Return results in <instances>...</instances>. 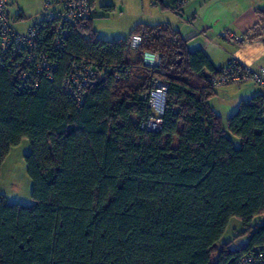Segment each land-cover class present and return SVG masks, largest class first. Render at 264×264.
<instances>
[{"label": "trees", "instance_id": "obj_1", "mask_svg": "<svg viewBox=\"0 0 264 264\" xmlns=\"http://www.w3.org/2000/svg\"><path fill=\"white\" fill-rule=\"evenodd\" d=\"M93 19L73 27L54 79L36 91L19 92L17 73L0 68V171L28 139L33 200L0 195V264H240L264 244V95L225 120L209 102L222 68L178 29L139 23L106 40ZM73 57L97 65L80 105L61 90ZM156 79L168 88L162 129L151 132L141 124ZM233 219L248 236L236 249L223 241Z\"/></svg>", "mask_w": 264, "mask_h": 264}, {"label": "built area", "instance_id": "obj_2", "mask_svg": "<svg viewBox=\"0 0 264 264\" xmlns=\"http://www.w3.org/2000/svg\"><path fill=\"white\" fill-rule=\"evenodd\" d=\"M189 1L176 0V3L183 6ZM13 5L14 0H0V68L17 73L19 92H33L44 79H54L59 59L73 27L94 16L95 1L43 0V8L38 18L24 31L14 26ZM256 30L257 27L251 32ZM222 36L229 38L233 35L230 31H223ZM141 45L142 37L133 35L130 40L131 49L137 51ZM143 62L150 68H156L160 65V56L145 51ZM116 69L120 70L119 67ZM96 71L97 65L94 61L73 57L62 81V92L80 105L85 98L86 88L96 76ZM247 81L264 88V66L253 67L234 58L219 74L212 77L211 85L218 90ZM167 88L166 84L156 79L152 81L150 90L144 94L151 110V114L141 124L146 131L158 132L162 129ZM240 264H264V244L247 247L241 254Z\"/></svg>", "mask_w": 264, "mask_h": 264}, {"label": "crops", "instance_id": "obj_3", "mask_svg": "<svg viewBox=\"0 0 264 264\" xmlns=\"http://www.w3.org/2000/svg\"><path fill=\"white\" fill-rule=\"evenodd\" d=\"M155 1L161 5L172 2ZM16 4L14 0L13 8ZM18 12L16 20L20 22L26 17L21 10ZM167 12L164 22L180 31L191 51L202 50L217 68H223L234 58L253 67L264 66V0H190L179 11L167 9ZM223 31H230L233 36L226 38ZM257 94L264 95V88L247 81L216 90L209 102L226 120L242 100Z\"/></svg>", "mask_w": 264, "mask_h": 264}, {"label": "rangeland", "instance_id": "obj_4", "mask_svg": "<svg viewBox=\"0 0 264 264\" xmlns=\"http://www.w3.org/2000/svg\"><path fill=\"white\" fill-rule=\"evenodd\" d=\"M12 17L14 26L18 30H24L38 18L43 0H16ZM114 6V10H106V6ZM24 13V20L18 22L16 16ZM168 12L155 0H96V10L93 19L94 29L100 38L114 40L131 35L133 29L139 23L157 24L166 20ZM135 55V54H134ZM238 144V141H236ZM31 152V143L23 139L17 146L11 148L6 156L0 171V195H4L9 203L31 205L33 203L32 180L27 171L25 156ZM256 220L254 228L258 224ZM241 223L233 219L228 227L223 241L231 240L233 248H240L247 244L248 236L240 235ZM240 235L239 237H235Z\"/></svg>", "mask_w": 264, "mask_h": 264}]
</instances>
